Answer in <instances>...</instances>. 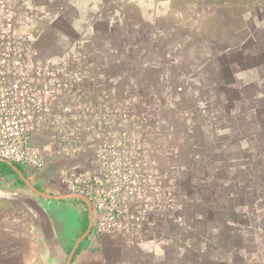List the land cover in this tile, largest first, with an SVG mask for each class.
Masks as SVG:
<instances>
[{
  "label": "crops",
  "instance_id": "crops-1",
  "mask_svg": "<svg viewBox=\"0 0 264 264\" xmlns=\"http://www.w3.org/2000/svg\"><path fill=\"white\" fill-rule=\"evenodd\" d=\"M157 1L0 0V27L24 38L32 57L68 67L72 100L86 95L103 105L126 89L176 102L188 96L192 105L182 119L189 137L222 107L230 114L239 92L257 88L264 95V0ZM208 93L219 100L201 108ZM166 112L173 120V109ZM233 117L231 132L216 143L239 137ZM202 158L200 169L188 166L179 182L195 186L196 200L183 197L178 216L169 201L132 245L112 235L98 239L91 228L75 246L89 226L88 205L51 188L53 170L10 166L13 174L0 172V264H264V232L253 231L244 216L222 217L225 206L209 191L204 176H217L211 166L221 156ZM231 158L237 168V156ZM199 170L202 181L193 177Z\"/></svg>",
  "mask_w": 264,
  "mask_h": 264
},
{
  "label": "rangeland",
  "instance_id": "rangeland-1",
  "mask_svg": "<svg viewBox=\"0 0 264 264\" xmlns=\"http://www.w3.org/2000/svg\"><path fill=\"white\" fill-rule=\"evenodd\" d=\"M161 1H170L174 6L182 3V0ZM161 1L156 4L159 5ZM46 67L57 70L70 85L67 78L70 73L68 67L57 64H46ZM253 72L255 73V69ZM69 89L71 87L67 86V90H63L57 97L61 107L77 109L80 106L94 108L99 105L96 103L99 100L85 97L86 95L72 100L73 95ZM257 90L253 88L239 92L242 96L236 97L229 108L230 114L222 107L220 112L212 114V121L207 123L209 127L193 129L189 133L190 137L186 121L182 119L186 115L185 111L192 105L188 96L176 102V98H164L163 95L156 98L142 93L140 97H136L127 89L119 96L112 92L106 99L107 102L103 103L107 108L103 124H98L91 131L84 125H77L81 140L70 146L68 154L52 160L58 164L53 168H46L53 170L49 171L46 183L53 180L52 184L49 182L51 188L62 194H69L67 190L53 187L62 168H108L110 179L115 182L117 178H121L131 199L133 195H139L140 205L143 206V226L146 222L153 223L158 212L169 208L171 200L175 216L184 207L183 197H187L188 201L196 200L195 186L186 189L179 184L183 171L188 166L195 171L200 169L206 162L202 158L204 156L218 158L220 155V164L217 161L211 166L212 171L218 172L215 178L202 175L200 170L193 177L198 181L204 178L208 180L209 191L219 195L217 200L220 199L225 206L220 212L222 217L244 216L255 223L253 231L264 232V127L261 126V99L264 101V95L261 90ZM207 95L198 102L201 108L209 103L216 104L219 100L217 95ZM220 98L224 101L223 92ZM166 109H173V120ZM233 115L237 116L239 137L237 140L226 138L216 143L219 136L231 132ZM74 118L76 121L80 120ZM100 128L103 131L102 138L98 133ZM44 132L45 142L53 144L52 128H45ZM235 155L237 168L232 166L233 158L229 159ZM190 188L192 190L186 192ZM181 192L183 195H180Z\"/></svg>",
  "mask_w": 264,
  "mask_h": 264
},
{
  "label": "built area",
  "instance_id": "built-area-1",
  "mask_svg": "<svg viewBox=\"0 0 264 264\" xmlns=\"http://www.w3.org/2000/svg\"><path fill=\"white\" fill-rule=\"evenodd\" d=\"M30 51L25 39L10 28L0 27V159L35 174L45 171L54 158L68 154L70 146L81 140L77 125L90 131L101 126L107 108L61 107L57 97L67 90V79L32 57ZM48 127L53 130L51 145L45 142ZM98 133L102 138L101 128ZM67 167L54 183L87 201L96 238L112 235L132 245L143 222L139 195L131 199L121 178L115 182L110 179L108 168Z\"/></svg>",
  "mask_w": 264,
  "mask_h": 264
},
{
  "label": "water",
  "instance_id": "water-1",
  "mask_svg": "<svg viewBox=\"0 0 264 264\" xmlns=\"http://www.w3.org/2000/svg\"><path fill=\"white\" fill-rule=\"evenodd\" d=\"M0 162H5V163L9 164L13 169L16 170L15 165H14L13 163L8 162V161H5V160H3V159H0ZM57 164H58V162H56V161H55V162H51V163H50V167L53 168L54 166H57ZM59 164H60V163H59ZM48 173H49V172H48ZM37 174H43V172H42V173H37ZM49 174H50V173H49ZM26 182H27V181H26ZM27 183H28V182H27ZM32 189H33L36 193H38V191H37L36 189H34V188H32ZM39 194H42V193H39ZM61 197H62V196H61ZM59 198H60V197H59ZM62 198H79V199L83 200V201L88 205L87 201H86L84 198H82L81 196H79V195L64 194ZM88 207H89V206H88ZM91 226H92V222H91V220H90L88 228H87L86 231L83 233V235H82L80 238H78V239L76 240V242H75V246H77V245L79 244V242L82 240V238L85 237V236L90 232V230H91ZM72 252H73V251H71L70 254H69V256H68V261H69L70 258L72 257Z\"/></svg>",
  "mask_w": 264,
  "mask_h": 264
},
{
  "label": "trees",
  "instance_id": "trees-1",
  "mask_svg": "<svg viewBox=\"0 0 264 264\" xmlns=\"http://www.w3.org/2000/svg\"><path fill=\"white\" fill-rule=\"evenodd\" d=\"M15 166L21 170V168H20V166H18V164H15ZM0 172L2 174H13L14 173V171L10 167V165H8L7 163H4V162H0Z\"/></svg>",
  "mask_w": 264,
  "mask_h": 264
}]
</instances>
